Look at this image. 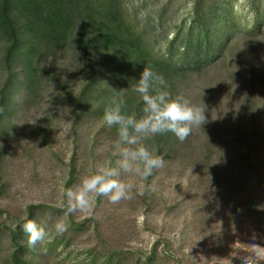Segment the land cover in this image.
Listing matches in <instances>:
<instances>
[{
	"label": "rangeland",
	"instance_id": "1",
	"mask_svg": "<svg viewBox=\"0 0 264 264\" xmlns=\"http://www.w3.org/2000/svg\"><path fill=\"white\" fill-rule=\"evenodd\" d=\"M125 1L154 37H171L192 4ZM228 1L236 23L252 21L248 0ZM48 67L71 92L79 89L83 78L68 60L54 59ZM184 89L193 104H204L207 121L225 124L241 116L240 146L216 163L218 173L199 182L194 162L169 160L146 180L121 176L136 185L131 200L112 204L99 197L91 211L68 215L64 189L77 187L100 164L114 166L119 157L114 140L96 134L94 125L75 129L67 105L45 96L18 109L0 134V226L24 219L29 206L55 208L56 215L42 219L49 234L56 235L60 220L82 226L77 234L70 227L65 232L67 246L58 250L62 264H77L86 258L84 251L104 244L148 255L155 243L160 258L154 264H241L243 257L264 264V27L253 43L236 39L217 67L191 77ZM72 165L76 171L68 182Z\"/></svg>",
	"mask_w": 264,
	"mask_h": 264
},
{
	"label": "trees",
	"instance_id": "2",
	"mask_svg": "<svg viewBox=\"0 0 264 264\" xmlns=\"http://www.w3.org/2000/svg\"><path fill=\"white\" fill-rule=\"evenodd\" d=\"M191 2L188 18L170 31L171 37L168 33L154 37L148 23L137 21L125 0H0V134L18 109L35 106L47 96L67 105L75 129L94 125L96 134L116 141V127L109 128L102 120L104 110L122 96L124 114L137 118L143 114L134 85L145 66L163 75L173 96L183 95L191 77L217 67L236 39L253 43L264 27L263 1L248 0L253 18L246 24L235 22L228 0ZM162 17L160 12L159 23ZM54 59L68 60L71 71L83 78L76 92L46 68ZM42 121L47 122V117ZM227 122L228 126L208 120L183 142L168 132L144 143L166 162H194L200 182L208 173H218L216 163L240 146L241 116ZM75 171L72 165L68 182ZM51 212L58 211L29 206L24 219L0 226V264H62L58 250L67 246L65 233L49 234L30 248L22 231L28 220L45 227L43 215ZM81 229L80 224L70 225L71 233ZM157 251V243L148 255H128L104 244L102 249L84 251L86 258L77 264H154L160 258Z\"/></svg>",
	"mask_w": 264,
	"mask_h": 264
},
{
	"label": "clouds",
	"instance_id": "3",
	"mask_svg": "<svg viewBox=\"0 0 264 264\" xmlns=\"http://www.w3.org/2000/svg\"><path fill=\"white\" fill-rule=\"evenodd\" d=\"M167 89L168 85L163 75L148 65L144 67L134 85V91L143 102V114L139 118L135 114H124L126 101L122 96L113 99L106 106L102 120L109 128L117 129L118 139L115 141L114 154L119 159L114 166L110 163L98 165L96 172L83 177L77 187L64 189L66 214L91 211L95 199L99 197L107 198L112 204L131 200L136 185L122 180L121 176L129 175L146 180L166 164L164 157L153 154L144 142L168 132L183 142L194 129L202 128L207 123L202 102L198 105L193 104L184 95L173 96ZM138 194H144L142 186ZM69 227L70 225L63 220L54 225L57 235H62ZM22 231L27 235L30 248L49 238L46 228L33 220L24 223ZM254 259L243 257L241 264H252Z\"/></svg>",
	"mask_w": 264,
	"mask_h": 264
}]
</instances>
